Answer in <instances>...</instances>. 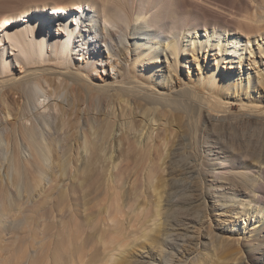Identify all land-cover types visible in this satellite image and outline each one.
Listing matches in <instances>:
<instances>
[{
	"label": "bare ground",
	"instance_id": "1",
	"mask_svg": "<svg viewBox=\"0 0 264 264\" xmlns=\"http://www.w3.org/2000/svg\"><path fill=\"white\" fill-rule=\"evenodd\" d=\"M260 21L264 0H42L0 15V264H187L178 251L188 248L189 229L204 212L193 199L204 194L207 175L224 179L221 198L242 201L241 215L264 212V99H247L264 91V72L251 78L241 70L232 79L212 68L214 75L172 91L158 88L169 86L172 71L157 74L163 59L189 65L181 57L185 39L193 46L186 54L212 42L243 57L254 40L263 53ZM139 60L154 85L133 70ZM217 76L223 90L213 88ZM8 91L21 100L16 116ZM133 104L144 116L140 125ZM235 104L240 112H231ZM157 122L164 124L158 130ZM239 126L256 129L258 142H238ZM164 145L157 173L150 163ZM259 226L244 238L246 253L264 264ZM214 239L209 229L196 244ZM229 243L203 254L202 264H248L240 258L245 244Z\"/></svg>",
	"mask_w": 264,
	"mask_h": 264
},
{
	"label": "rangeland",
	"instance_id": "2",
	"mask_svg": "<svg viewBox=\"0 0 264 264\" xmlns=\"http://www.w3.org/2000/svg\"><path fill=\"white\" fill-rule=\"evenodd\" d=\"M41 1L42 0H0V15H2L6 10H8L10 8H16V7H19V6L24 5V4L27 5L30 3L31 4L32 3H38ZM255 19H257V18H255ZM73 20L74 19H72L70 23H72ZM73 23H74V21H73ZM257 23L260 26L264 27V21H260ZM65 32L68 36L70 35L69 31L65 30ZM200 33H201V37H204V36H202V35H204L203 34L204 31H202ZM244 36L245 35L243 34L242 39L246 40L247 37H244ZM186 40L187 39L184 40L185 41L184 42L185 47L183 49V52H182L183 54L181 55V57L186 59L188 61L189 65L187 63L178 62L175 66L174 59H171L172 61L163 59V61L158 63L157 66H159L158 69H160V70H157V74H161L162 72L164 74H168L170 71H172V76H173V80H171L169 82V86H167L166 88L165 87L161 88L160 86L158 87L161 90H171L172 91L173 89L178 88L180 86V83L193 85L196 83V81L199 77L204 79L208 75V73H211L212 75H214L212 73V70H211L212 68H215L218 71L219 76H229L232 79H237L239 77L241 70L244 71L245 73L250 72L251 78H254V77L256 78L258 76L257 75L258 73L264 72V52L261 53V51H260L263 48V46L258 44V40L257 41L254 40L253 44H251V46L247 45L248 48L244 50V56L243 57H241L240 52L239 53H233L230 50H228V51L225 50L224 52L220 51L219 46H215L214 44H216V43H212V42H209L211 47L209 49H207L206 51H204L206 49L205 48V49H203V51L198 53V51L196 49L197 53H195V54L187 53L186 54V51L188 50V48H190V47L193 48V46L189 42H187ZM261 41L264 44V39L262 40V38H261ZM206 43H208V42H206ZM135 55H136L135 53L130 54V62H133V57ZM217 57H219V61H217ZM226 57H228V58H226ZM142 62H143L142 60L137 61L136 66L133 67V70L134 71L140 70L141 72H138L140 77L143 79L144 78L148 79L149 82L151 84L153 83L152 85H154L156 78L148 75V72L150 69L148 67H150V66H148L146 64L144 65ZM101 69H103L102 66H101ZM219 76H217V82L215 85H213V88L217 89V90H223V87H224L223 78H221ZM199 87L202 88L203 85L199 84ZM260 96H261V98L264 99V91L258 92V90L256 88V90L253 89L250 97L247 99L248 100H250V99L254 100V98H255L256 100H258V98ZM20 103H21L20 98H18V96L14 95L12 92L8 91L7 98H6V106L8 105L11 107L10 110H11V112H13L12 113L13 116L17 115L16 112L20 108L19 107ZM116 107L117 108H114V109H116V113L118 115L119 111H121L120 109H122L120 107H122V106L120 105V107H118V106H116ZM135 107L136 106L133 104V108L131 109L130 112L132 113V115L137 114L138 118H136V120L137 119L139 120L141 117H144V116L141 112V109L140 108L138 109V107H136V108ZM12 108H13V110H12ZM158 108H157L158 109L157 111H159V112H157V113H159L163 116L165 114H167V113H165L167 111H163L164 108L163 109L160 107H158ZM104 111L105 112L113 111V106L110 108H107L104 106L103 112ZM4 112H5V109H4ZM4 112L2 111V113H4ZM231 112H234V113L240 112V105L235 104L233 106V109ZM13 116H11V118ZM168 118H170V116ZM138 120L135 121L136 124L140 121V120L139 121ZM177 122L178 121H175V124ZM157 123H155L157 126L156 127L157 130L159 127L164 125L162 123L163 125L161 124V126H159V123L158 124ZM136 124H135V127L137 125H140V122H139V124H137V125ZM161 128L158 131V134L160 135V137L162 135H164V132H163L164 130ZM238 128L237 127H236V129L233 128V130H234V131L232 130L233 132L230 130V128H228L230 130V133L232 132V134H234V135L236 133V135H235L236 137L239 134L238 139L236 138V140L238 142L241 140H243L242 142H244V143L248 140L250 142V139L252 141H257V139H258L257 136L260 133L257 132L256 129H254L252 127L251 128L248 127L249 129L246 127L243 128V126L242 127L239 126ZM161 130H163V131H161ZM235 130L236 131L238 130V132H236ZM252 130L256 131V132H254V134H253ZM83 131L84 130H82V129L80 130L81 135H84ZM130 132L131 133L126 138L127 142L132 141L133 134L135 133L134 130L130 131ZM159 132H161V134ZM255 133H257V134H255ZM156 135H157V133L155 132L154 138H156ZM255 136L257 139L255 138ZM158 137L159 136L157 135V138ZM81 142H82V140H81ZM262 142H260V143H262ZM246 143L249 144L248 142H246ZM253 143L254 142H252V143L250 142L249 145L252 144V146H253L254 144H256V142L254 144ZM73 144L76 148V150L74 151L75 153L73 152V155L75 157H78L80 155H78V153H77V148H79L80 146L78 143H75V141ZM258 145L260 147H262V148H259L260 150H262V151H259L261 154L260 159L264 160V142H263V145L259 144V143H258ZM82 146H83V144H82ZM82 150H83V148H80L79 151H82ZM164 150H166V151H164ZM163 151L165 152V154L167 153V147H165V145L162 146V148H160V150H156L154 152L153 161L150 163L152 165L151 168H153V165L155 166V168H153V169L157 170V173H158V170H160L159 165L163 160V156H161L162 154H164ZM254 163H255V165H260L259 161L255 160ZM123 169H124V166H123ZM121 171H122V167H121ZM162 171L163 170L159 171V173ZM145 173L143 172V174H142V176H144V177H142L140 175V177L142 178L141 183L143 181L145 183V180H146V176H145L146 174ZM162 173L167 176L168 175L167 168ZM211 177L212 176L207 175L203 181V183H204L203 185L206 184L205 188H204V190H205L204 194H201L202 191H200L199 192L200 195L196 196V198L193 199V201L195 202V205H198L199 203L202 205V207L204 208V212L201 214L200 219L198 221L194 222L192 224L191 228L189 229L190 234L193 233L194 237L192 239V242L188 246V248L182 249L181 251H178L180 253V257H178L177 261L180 260L181 258L187 257L188 258L187 264H195L197 262L196 260L199 257L200 258L202 257L201 260L202 259L204 260V258H203L204 255L207 256L209 254L211 257V256L215 255L216 253L220 252V249H222V245L227 244L228 242H230L229 244H234L235 239H240V243L245 244V248H244L243 252L240 254L241 260L246 261V263H248V264H256L255 263V256H254L255 254L251 252V254L248 255L246 253V249L250 248V244L248 243V241L244 237L247 236L248 231L252 227L257 225V228H256V230H257L260 227L259 225L264 223V212L263 211L260 213L256 212L249 219L247 218V216L241 215L240 213H238V210L241 209V207H243L242 201L234 202L230 199L229 200L228 199H222L221 194H223V189H224L223 187H225L226 183H224V179L221 181L212 182L213 177L212 178ZM192 181L194 182L195 178H193V179L191 178L190 182H192ZM209 182L212 183V188H214V189L216 188L215 189L216 190V198L215 199L211 194H209V190L212 189V188L208 187V184H210ZM149 186H151V184H147V187H148L147 190H149ZM49 189H50V183L43 185L42 189L40 188L35 192V195H36L35 199L36 200L42 199L44 193L46 191H48ZM199 190H201V188ZM151 191H152V189H151ZM148 193L150 194V191H147V194ZM205 193H207V194H205ZM202 195H204V197ZM199 198H200V200H199ZM243 203H247V206H250L249 209L250 210L253 209V212L257 208L256 206L252 208V206L249 204V202L247 200H244ZM143 215H144V213H143ZM209 229L211 231H213L214 234H217V239H214L215 242L213 240V243H210V246L209 245L207 246L204 243H203V245L200 244L199 246H197V244H196L197 240L200 238V240L203 239V241H204V234L207 232V230L209 231ZM4 243H6V242H4ZM251 249H252V247H251ZM155 252H157V251H155ZM146 254L147 253H144L143 255L139 254L138 256H140V258H143V256H146ZM145 259H147V257L144 258L143 260L145 261ZM201 260H200L201 264L204 263V261L203 260L201 261ZM198 262H199V260H198ZM142 264H145V263H142Z\"/></svg>",
	"mask_w": 264,
	"mask_h": 264
}]
</instances>
